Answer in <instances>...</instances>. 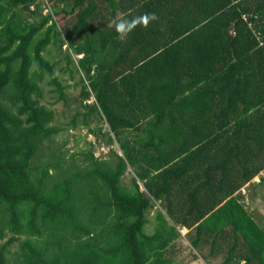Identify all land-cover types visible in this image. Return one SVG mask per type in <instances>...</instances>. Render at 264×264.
Wrapping results in <instances>:
<instances>
[{"label":"trees","instance_id":"trees-1","mask_svg":"<svg viewBox=\"0 0 264 264\" xmlns=\"http://www.w3.org/2000/svg\"><path fill=\"white\" fill-rule=\"evenodd\" d=\"M44 1L0 0V264H171L179 228L204 264H264L245 206L264 184V0ZM144 13L121 40L113 22ZM64 74L70 129L121 154L55 151L44 90L65 103Z\"/></svg>","mask_w":264,"mask_h":264},{"label":"rangeland","instance_id":"rangeland-1","mask_svg":"<svg viewBox=\"0 0 264 264\" xmlns=\"http://www.w3.org/2000/svg\"><path fill=\"white\" fill-rule=\"evenodd\" d=\"M42 14H50L49 8L47 6H45L44 10H42ZM56 17L53 16L54 19H57L59 21H63V19L65 18L63 14H59V16ZM64 48H66V46H64L62 48V52H60L58 45L50 46L47 58L53 62L59 61L63 65V53L65 52ZM73 57L75 60H77L81 56L74 55ZM58 66L59 64L57 65V68ZM75 74L73 80L68 78V74L60 76L64 83L66 85H69V88L66 89L67 101L65 103H56L55 98L53 94L50 93L48 86H46L44 90L43 104L47 105L49 108H52L55 113L54 117L56 118V122L54 123V125L58 126L61 129L60 134L53 138V146L55 148V151L58 152L60 149V151L68 152V154H70L76 150L88 149L90 147L89 142H91L94 149V156L97 158L108 156V152L110 149H113L117 153H120L116 145H106L107 137L102 136L97 139L95 138V135L89 133V129L87 127L79 125L78 128L75 130L70 129L71 125L69 123L71 122L72 117L75 115V113L79 110L80 107L78 103H76V98L78 97L80 86H74L75 83L78 82V76H75ZM89 102H91V100H89L88 103ZM100 125L102 130L108 128L106 124L95 121L91 123L90 129H95ZM132 175V172L128 170L127 174L122 180L124 185L129 186L130 178L132 177ZM262 175H264V172L262 173ZM248 195V200L245 203L246 209L250 212L252 216L256 218L259 225L264 227V184H259L254 187V189L250 190ZM161 209L162 208L156 206V208L150 212L149 219L152 220L154 213L157 210ZM154 230V222L144 227V233L148 235L153 234ZM179 232L183 236V238L178 236L179 238L170 247H168V251L166 252V257L171 260V264H204L205 260L201 259V251L194 249L189 240L185 238L187 231H184L183 228H179ZM11 250L13 254L14 252H16L17 247L13 246ZM221 259L222 254H220L212 264H218Z\"/></svg>","mask_w":264,"mask_h":264},{"label":"clouds","instance_id":"clouds-1","mask_svg":"<svg viewBox=\"0 0 264 264\" xmlns=\"http://www.w3.org/2000/svg\"><path fill=\"white\" fill-rule=\"evenodd\" d=\"M157 19L158 17L155 13H144L143 15L133 17L132 19H122L119 21H114L113 23L118 37L121 40H124L137 26L147 27L149 23L156 21ZM90 100L92 102L94 101V98L91 97Z\"/></svg>","mask_w":264,"mask_h":264},{"label":"built area","instance_id":"built-area-1","mask_svg":"<svg viewBox=\"0 0 264 264\" xmlns=\"http://www.w3.org/2000/svg\"><path fill=\"white\" fill-rule=\"evenodd\" d=\"M44 2H45V4L47 3V2H46V0H45ZM255 181H256V182H258V181H259V179H258V178H256V179H255ZM243 192H244V190H243Z\"/></svg>","mask_w":264,"mask_h":264},{"label":"crops","instance_id":"crops-1","mask_svg":"<svg viewBox=\"0 0 264 264\" xmlns=\"http://www.w3.org/2000/svg\"><path fill=\"white\" fill-rule=\"evenodd\" d=\"M183 229H184V231H187V232H188V230H187V229H185V228H183ZM187 232H186V233H187Z\"/></svg>","mask_w":264,"mask_h":264}]
</instances>
